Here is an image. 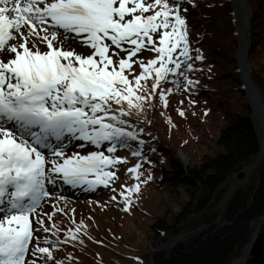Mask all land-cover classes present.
Returning a JSON list of instances; mask_svg holds the SVG:
<instances>
[{
    "label": "snow or ice",
    "instance_id": "obj_1",
    "mask_svg": "<svg viewBox=\"0 0 264 264\" xmlns=\"http://www.w3.org/2000/svg\"><path fill=\"white\" fill-rule=\"evenodd\" d=\"M185 2L197 6L195 0H0V264H63L54 250L78 239L87 226L81 221L61 241L60 229L45 226L43 217L51 221L52 216L37 209L56 197L58 182L94 190L117 178L114 169L127 162L115 155L117 148L131 150L138 135L126 127L123 117L129 113L112 109L111 102L127 101L130 109L140 110L169 74L183 76L186 89L198 83L180 71L182 65L194 67ZM246 17L242 9L241 29ZM144 49L157 55L147 63L140 60L141 71L129 80L126 70H133V57ZM149 77L151 92L137 94L146 90L141 81ZM171 91L160 89L165 107ZM72 139L97 149L107 142V154L91 150L66 156L65 140L71 144ZM75 147L84 149L85 143ZM132 155L142 157L139 150ZM140 168L137 162L126 169L136 183L121 185L125 211L144 182Z\"/></svg>",
    "mask_w": 264,
    "mask_h": 264
},
{
    "label": "trees",
    "instance_id": "obj_2",
    "mask_svg": "<svg viewBox=\"0 0 264 264\" xmlns=\"http://www.w3.org/2000/svg\"><path fill=\"white\" fill-rule=\"evenodd\" d=\"M247 1L253 11L251 78L264 98V0ZM195 3L184 4L194 67L189 71L182 65L180 71L198 83L186 89L183 76L169 74L138 113L126 101L111 102L112 109L123 107L129 113L123 117L126 127L137 132L130 152L143 148L146 159L140 164L152 170V178H145L147 190L133 194L127 211L116 191L92 203L94 208L87 204L65 214L55 225L61 241L81 221L87 227L77 233L78 239L54 250L63 264H264V225L249 249L264 209V160L259 155L257 117L241 88L234 58L241 37L236 28L239 11L231 0ZM197 54L203 59L195 60ZM148 81L140 95L151 92L154 81ZM161 88L172 89L167 107L159 104L167 119L160 118L163 125L155 118L160 113L152 114ZM180 130L185 138L194 136L198 148L204 146L200 157L195 150L189 152L186 139L181 142L184 137L176 141L178 147L172 141V133ZM179 148L190 159L187 165L178 157ZM157 194H164L172 207L167 202L155 205ZM142 215L149 219L146 244L128 243L124 220Z\"/></svg>",
    "mask_w": 264,
    "mask_h": 264
},
{
    "label": "rangeland",
    "instance_id": "obj_3",
    "mask_svg": "<svg viewBox=\"0 0 264 264\" xmlns=\"http://www.w3.org/2000/svg\"><path fill=\"white\" fill-rule=\"evenodd\" d=\"M238 28L242 31L240 24L238 23ZM155 42L158 44V39H156L154 37ZM73 47H75V45H73ZM127 47V45L125 46ZM76 51L80 52L81 49L80 48H76ZM89 54H90V49L88 50ZM118 51V50H117ZM109 54H111V49ZM126 53H119L120 57L125 56ZM114 61L118 60L119 57L117 56H113ZM155 57V55L149 50V49H144L142 50L140 53H137L136 57H133L134 60H136L137 62L134 63L132 65L133 70L131 72L126 70V75H128L129 80H133V77L135 75H138L139 72L141 71L140 67H139V61L143 60L145 63H147V61L149 59H153ZM158 66V64H157ZM150 78V77H149ZM148 78V80H149ZM148 80H142L141 84L142 85H147V83H149ZM134 83V81H133ZM137 94L140 95V90L137 89ZM145 96H147V94H143ZM135 102V101H134ZM163 103L162 101L159 99V95H158V103L154 102V112L152 114L155 113H160L158 115L155 116L156 119L159 120V123L161 125H163V122L160 118H163L166 122L167 119L165 116H162L161 114L163 112ZM126 105L128 107V103L126 101ZM129 108V107H128ZM131 111L134 112H139L138 109H136L135 107H133V109ZM173 130V128H168L167 127V131L171 132ZM181 132H173L171 135V138L173 139L172 141L175 143V145L178 147L176 141L180 140L181 138V142H183V140H185L186 142V146H188V150L189 152L191 150H195L196 152H198V157H200L203 152H204V146H202L201 144H198L201 146L200 148H198L196 146V140L194 139V136H192V138L189 136L188 138H185L186 135H184L182 132V130H180ZM80 140H76V139H72L71 140V144H69L68 140L65 141V144L68 145L65 148V155H71L73 152H80L81 154H85L87 151H91V150H102L105 151V154H107L106 152V148L108 146L107 142H105L104 145H102L100 147V149H96L95 147L92 148L89 145L85 144V148L84 149H80L79 147H75V145L79 144ZM93 146V145H91ZM128 147L126 149L125 148H117V151L115 153V155L117 156H121L126 158L127 162L126 163H122V164H118L116 166V170L117 171V178L114 179V181L112 182V184L108 187L105 188L103 186H97L94 190H88L86 186H77V187H72L70 185H64L62 182H58L57 186H56V197L53 198H46L45 201L42 202L41 207L37 209L38 213H45L48 215L52 216V220L49 221L47 218V215H45L43 217L44 222H45V226L51 227L53 224L56 225L57 222H59L67 213H71L75 210H79L83 207H85L87 204H91L88 205L90 208H94L96 207L95 204L92 203H97L100 201L105 200L108 196H111L113 193H115L116 191H121V185H128L131 186L133 183H136V181L133 179L132 175L130 173H128L126 171L127 168L134 166V164H136L137 162L141 163L144 152H143V148H140L139 151L142 153V157H137V156H133L132 153L130 152L133 149H129L128 151ZM181 152L184 153L186 155L187 160L182 159L181 158ZM47 155V154H46ZM178 157L181 159L182 162L185 163V165H187L190 162L189 157L187 156V154L185 152H183L182 150H178ZM140 172V180L144 181L143 183H140V190L139 192L142 193L145 192L147 190V187L145 185V178L150 176V174L152 173L151 169H147L145 167H143V165H141V168L139 169ZM52 186L50 185L49 188H51ZM83 188H86L87 190L84 191ZM115 189L116 191H112V189ZM149 190V187H148ZM152 190L148 191V193H151ZM138 193V195L140 194ZM154 194V193H153ZM138 200H140L142 197L138 196ZM60 197H63L62 199H60ZM137 197H134V199H136ZM166 196L164 194H157L155 195L154 201L155 203L159 202V203H165L167 202L168 205H170L172 207V203L167 200L165 198ZM155 205H158L155 204ZM55 206V210L54 207ZM87 206V207H88ZM131 207V206H130ZM175 207V206H174ZM62 210V211H61ZM155 212L156 211H152ZM149 218V217H148ZM30 219L33 220V224H35V218L34 217H30ZM149 223V219L146 218L145 215L142 216H138V217H134L133 219L131 218H126L124 220V230H125V239H127L126 241L128 243H136V244H146V231H147V224ZM43 235H48L47 234H43ZM129 239V240H128ZM144 240V242H142Z\"/></svg>",
    "mask_w": 264,
    "mask_h": 264
},
{
    "label": "water",
    "instance_id": "obj_4",
    "mask_svg": "<svg viewBox=\"0 0 264 264\" xmlns=\"http://www.w3.org/2000/svg\"><path fill=\"white\" fill-rule=\"evenodd\" d=\"M235 6L240 11L242 9L247 11L246 20L248 21L246 28L242 29V32L246 33V35H242L241 42L238 48V52L235 55V59L238 63V71H239V80L241 83V87L246 94L249 104L252 107L253 112L257 115L259 124H258V145L260 150V155L263 156L264 159V99L259 92L256 84L251 78V66L248 60V52L251 45L250 40V29H251V18H252V9L247 2V0H233ZM243 44V50L241 45ZM181 158L187 160L186 155L181 153ZM264 224V209L263 213L260 216L258 225L253 233V239L257 236V231L259 227Z\"/></svg>",
    "mask_w": 264,
    "mask_h": 264
}]
</instances>
